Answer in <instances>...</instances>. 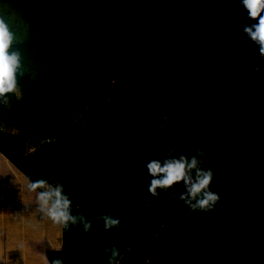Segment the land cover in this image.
I'll return each mask as SVG.
<instances>
[{
    "label": "trees",
    "instance_id": "1",
    "mask_svg": "<svg viewBox=\"0 0 264 264\" xmlns=\"http://www.w3.org/2000/svg\"><path fill=\"white\" fill-rule=\"evenodd\" d=\"M198 11L203 13V21L197 30L204 32L207 38L197 46L198 50L231 59L234 67L244 72L250 86L246 105L250 109V155L237 153L236 157L225 149L223 154L230 167L225 175L232 180L230 169L235 175L242 173L244 183L248 184L243 188L245 197L249 198V213L251 209L257 212L256 204H264L261 197L264 196V139L257 133L258 126L264 128V117L261 124L254 126L255 114L264 111V58L259 56L258 46L243 33L245 25L258 21L250 20L247 14H242L236 21L224 17L226 14L218 11L212 0H169L167 3L164 0H119L108 22L114 24L111 34L106 22L103 35L95 27L101 22L98 10L87 0H0V18L15 34L13 49L20 52L23 69L22 75H17V90L0 98V264H46L54 259H61L63 264H109L107 250L113 247L120 250L122 257L117 258V264H167L154 257V239L162 230L179 228L187 223L191 217L189 208L176 206L177 195L173 188L157 189L156 197L148 193L152 180L146 168L149 161L133 156L126 135L121 133L123 140L116 146L121 167L143 177L145 187L138 203L131 198L127 206L119 204L120 210L113 217L120 220L119 226L103 229L98 221V217L106 215L99 179L74 167L71 157L64 152H55L54 137L47 129L53 124L54 108L43 90L42 75L62 87L81 89L85 86V103L89 106L111 105L128 97L133 109H142L137 104L138 90L142 93L145 88L143 81L138 80V57L134 54L138 50L135 47L142 38L164 36L176 41L181 37L187 41L193 35L191 30L187 31L189 24ZM116 12L119 23L113 17ZM103 47L110 52L109 59L104 57ZM41 53L51 55L53 60L49 69L38 72L34 63L39 61ZM169 54L172 58L167 74L175 73L172 83L179 87L183 82L189 87L188 78L196 79L194 73H199L200 67L188 65L187 74L190 75L187 77L184 60L193 65L195 59L173 52ZM221 75L213 72L211 80L220 85L224 79ZM130 84L135 90L128 88ZM153 84L156 91L160 90L157 80ZM225 86L223 83L224 90ZM136 119L134 111L133 122H137ZM166 124L173 127L175 134L181 130L180 118L170 119ZM165 133H168L165 129L157 131L149 136V141L163 143ZM214 136L230 147L234 142L228 132L218 130ZM32 140L36 146L30 152L27 142ZM244 159L248 165L243 163ZM232 163L238 167H231ZM219 177L213 175L212 181ZM38 178L53 186H63L73 203L71 214L83 215L91 222L88 232H84L80 224L61 229L36 212V193L28 190V184ZM247 192L249 195L246 196ZM118 229L120 231H114ZM59 243L62 244L61 251H57ZM129 247L131 252L127 251ZM221 257V251L211 247L200 257L182 254L175 264H221ZM258 257L264 261V255ZM260 262L252 259L250 264Z\"/></svg>",
    "mask_w": 264,
    "mask_h": 264
},
{
    "label": "rangeland",
    "instance_id": "2",
    "mask_svg": "<svg viewBox=\"0 0 264 264\" xmlns=\"http://www.w3.org/2000/svg\"><path fill=\"white\" fill-rule=\"evenodd\" d=\"M213 2L218 11L226 14L224 17L228 16L235 21L239 20L242 14H247L240 0H212ZM87 3L98 10L97 16L101 18L100 24L95 25L97 32L105 35L107 22L111 34L110 30L113 29L114 24L108 22L119 0H87ZM233 8L236 9L235 12ZM110 11L111 14H109ZM196 13L187 30H191L193 35L187 41H183L181 37L174 41L170 37H157V35V38L140 39L137 48L135 47L138 50L134 53L136 58L138 57V80L143 81L141 83L145 88L144 93L138 90L137 104L141 105L142 109L136 116L137 120L145 121L146 135L140 131L142 129L137 122H133V112L137 111L133 109L134 105L128 97H123L122 101L118 100V103L111 105L89 106L85 103L87 97L85 86L81 89L62 87L49 77L45 79V75L40 73L45 81L43 90L51 99L54 108L53 124L50 126L47 123L50 126L47 129L54 137L53 145L56 154L64 152L71 157L74 167L86 171L87 174L89 172L99 179L102 201L105 203L104 212L114 217L116 211L120 210L119 204L127 206L131 198L138 203L145 187L143 177L140 178L135 175V172L132 173L126 167H121V160L116 155V146L123 140L121 133L126 135L128 147L133 156L137 155L145 161L158 159L163 162L164 159L179 157L169 149L159 147L164 142L149 141V136L159 131L160 124L166 120L182 119L187 123V129L192 137L189 158L196 156L200 161L201 169L210 170L213 175L220 176L218 180L211 181L213 185L209 189L219 195V201L208 211L193 212L179 199L185 192L183 184L173 186L177 195L176 206L189 208L191 217L179 228L170 227L157 234L152 251L154 257L167 264H175L182 254L189 253L200 257L207 249L214 247L222 253L221 264H250L252 259L253 262L261 261L260 264H264V261L258 257V255H264V208H262L264 204H256L257 212L251 209L252 212L249 213V198H247L249 192L245 197L246 190L243 188V185L248 184L244 183L242 173L235 175V172L230 169L232 180L225 175L226 169L229 172L230 167L223 152L226 149L238 153L237 144H232L230 147L223 139L214 136L216 130L228 132L229 125L232 123L239 127L243 124L245 129L250 130V109L246 107L248 96H250V86L244 72L237 70L231 59L220 54L209 55L207 52L198 50L197 46L207 38L204 32L200 33L197 30L198 25L203 21L201 17L203 13L200 11ZM118 16V12L113 14L114 19L119 23ZM175 42L177 43L173 45ZM172 52L176 55L183 54L182 56L187 59L194 58L192 66L198 64L201 69L199 73L195 71L196 79L188 78L189 87L183 82L177 87L171 80L175 73L167 74L172 58L169 53ZM103 54L106 59L111 57L105 47H103ZM38 58L39 61L34 63L38 72L45 68L49 69L52 65L51 55L41 53ZM207 70L208 73H206ZM21 72H23L22 68ZM213 72H219L221 76H224L220 85L211 80ZM189 75L187 74V77ZM156 80L160 88L158 91L154 89L153 84ZM123 81L126 82L125 79ZM223 83L227 86L225 90L222 87ZM128 88L135 90L131 84ZM187 90H189L188 95L184 96ZM160 91L164 93V96ZM157 96L160 97L157 98ZM145 101H149L148 106L155 109V113L154 110L146 111ZM203 101L214 104V108H218L219 119L212 121L206 115L198 120L195 118V110L191 108H197V104ZM213 112L216 110L213 109ZM263 117L264 111L255 114L254 126L257 127L261 120L263 122ZM259 127H257V133L262 134L261 138L264 139V128L259 129ZM230 133L232 132L229 131L231 139V135L234 137L235 134ZM35 146L36 143L33 140L27 142L30 152ZM243 151L239 147V154H243ZM160 152L169 156L163 154L159 156ZM231 167L236 169L238 165L232 163ZM261 197L264 198L263 195ZM98 221L105 229L103 221L100 219ZM114 231H120V229Z\"/></svg>",
    "mask_w": 264,
    "mask_h": 264
},
{
    "label": "clouds",
    "instance_id": "3",
    "mask_svg": "<svg viewBox=\"0 0 264 264\" xmlns=\"http://www.w3.org/2000/svg\"><path fill=\"white\" fill-rule=\"evenodd\" d=\"M165 3L169 0H164ZM178 2V0H176ZM243 9L250 20L258 21L252 25H245L243 33L259 48V56L264 58V0H240ZM164 9L161 10L163 13ZM236 9L233 8V12ZM15 34L3 18H0V98L14 93L18 86V73L22 75V56L18 50L13 49ZM256 70H259L258 68ZM163 127V126H161ZM202 155V154H201ZM200 161L196 156L191 158L180 155L179 158L150 160L147 172L152 177L148 193L156 197L157 189L167 190L177 184H183L184 194L179 199L183 201L193 212L208 211L218 201L219 195L210 191L213 173L199 167ZM159 177V178H158ZM42 189V190H41ZM28 190L36 193V212L41 213L54 225L61 229H68L69 225L80 224L84 232L91 229V222L80 214L72 215V200L65 194L62 185H50L45 179L38 178L30 181ZM40 190V191H37ZM103 220L105 230L118 227L120 220L111 215L98 217ZM59 243L57 251H61ZM127 251L131 252L129 247ZM110 253L109 264H117V258L121 257L118 248L107 250ZM46 264H63L61 259L47 261Z\"/></svg>",
    "mask_w": 264,
    "mask_h": 264
},
{
    "label": "flooded vegetation",
    "instance_id": "4",
    "mask_svg": "<svg viewBox=\"0 0 264 264\" xmlns=\"http://www.w3.org/2000/svg\"><path fill=\"white\" fill-rule=\"evenodd\" d=\"M187 65H190V67H192V64H189L187 61L185 62V60H184L183 69H184L185 75L189 71L186 68ZM186 89H188V88H186ZM184 96H185V93H184ZM145 105H147V107L145 108L146 111L148 110L150 112V110H154V113L156 112L155 109L150 108L148 106V105H150V103H147ZM191 109L195 110V118L197 120L199 118H203L205 115H206V117L211 118L212 121H216V119L220 118V117H218L220 112H219L218 108H214V104H210V103H207V102L203 101V102H199L197 104V108H191ZM213 109L216 110V112H213ZM139 110H141V109H137L136 114L138 113ZM166 121L163 122L162 124H160L159 131L165 129L168 133L164 134V137H165L164 140H163L164 143L161 144V146H159V147L169 149L170 152H173L174 154H177L178 157L180 155H185L187 157H190V152H189L190 144L187 141H188L189 138H191L190 139V141H191L190 143H192V137L190 136V134H189L190 132L187 129V123L184 122L181 119L180 120V122H181V130H180L179 133L175 134V131H174L173 127L168 126L166 124ZM137 122H138L139 128L142 129L140 131L142 133H144V131H145L144 130L145 121L144 120H137ZM241 123H243V122H241ZM161 126H163V127H161ZM229 131L232 132L233 134H235L234 137L231 135V139L234 141L233 144H237V148L236 149L238 151V154H239V147H241L244 150L243 154H241V155H245V156L250 155V130L245 129V126H243V124L239 127L238 125H235V124L232 123V124L229 125ZM229 131H228V133H229ZM217 133H218V130H216V134ZM232 133H230V134H232ZM144 135H146V133H144ZM230 152L237 157V154H235L237 152H235V151H230ZM161 154H163V153L160 152L159 156ZM163 155L169 156L168 154H163ZM235 161H237L238 164L240 165V162L236 158H235ZM246 161H247V159H244L243 163L246 162ZM246 164L248 165V162H246ZM248 203H249V201H248Z\"/></svg>",
    "mask_w": 264,
    "mask_h": 264
}]
</instances>
